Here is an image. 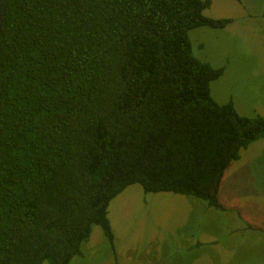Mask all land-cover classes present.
<instances>
[{"label": "trees", "instance_id": "trees-1", "mask_svg": "<svg viewBox=\"0 0 264 264\" xmlns=\"http://www.w3.org/2000/svg\"><path fill=\"white\" fill-rule=\"evenodd\" d=\"M210 0H0V264H69L110 202L191 196L222 210L229 165L264 116L216 103L188 32Z\"/></svg>", "mask_w": 264, "mask_h": 264}, {"label": "rangeland", "instance_id": "rangeland-1", "mask_svg": "<svg viewBox=\"0 0 264 264\" xmlns=\"http://www.w3.org/2000/svg\"><path fill=\"white\" fill-rule=\"evenodd\" d=\"M210 2L203 15L230 24L194 28L188 38L197 59L223 69L210 83L211 98L231 102L240 116H264V0ZM227 169L219 191L231 212L134 184L108 207L113 241L93 226L69 264H264V138Z\"/></svg>", "mask_w": 264, "mask_h": 264}, {"label": "crops", "instance_id": "crops-1", "mask_svg": "<svg viewBox=\"0 0 264 264\" xmlns=\"http://www.w3.org/2000/svg\"><path fill=\"white\" fill-rule=\"evenodd\" d=\"M229 168V167H228ZM228 170V169H227ZM227 170L225 171V173L224 174H227L228 172H227ZM223 179V178H222ZM222 182V181H221ZM220 186H221V184H220ZM219 190H220V188H219ZM220 193H221V191H219V193H218V202H219V204L222 206V210H221V212L223 213L224 212V214H226V213H228V212H231L232 210H231V208L230 207H228V206H225V205H223V204H221V201H220ZM229 200V199H228ZM82 249V248H81Z\"/></svg>", "mask_w": 264, "mask_h": 264}]
</instances>
